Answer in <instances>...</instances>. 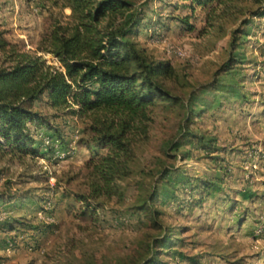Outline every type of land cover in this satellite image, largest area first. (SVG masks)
<instances>
[{"label": "rangeland", "instance_id": "1", "mask_svg": "<svg viewBox=\"0 0 264 264\" xmlns=\"http://www.w3.org/2000/svg\"><path fill=\"white\" fill-rule=\"evenodd\" d=\"M136 1H146V19L135 37L139 48L151 60L172 64L175 77L163 81L164 85L194 112L189 126L213 139L212 145L220 150L210 155L217 158L181 138L184 109L154 105L149 108L146 136L135 145L134 173L122 184L123 197L105 200L95 220L77 217L74 211L80 204L75 195L87 192L88 153L77 144L84 123L59 112L51 121L61 138L45 130L36 134L44 156L0 162V192L10 181L15 193L11 200L6 196L0 201V225L12 220L22 223L10 232L0 230V264H132L158 231L131 210L138 192L136 181L145 176L139 171L154 169L155 175L163 164L186 167L188 175L215 183L199 207L178 212L173 205L178 201L163 205L160 221L182 229L185 246L181 250L186 255L200 264H264V18L238 25L245 31L234 52L240 62L232 71L220 72L230 55V30L237 24L226 19L208 28L202 10L192 12L178 0ZM69 13L50 0H0V30L17 51L31 53L52 17L65 21ZM176 16L187 18L193 30ZM150 22L163 27L153 32ZM42 57L58 65L53 56L43 53ZM11 63L8 53L0 52V67ZM36 107L43 114L55 113L44 101ZM44 137L52 142L45 143ZM47 146L53 152L48 153ZM185 151L191 152L183 159ZM146 176L144 184L151 178ZM173 183L163 184V199L176 196L186 207L188 190ZM162 257L169 264H185Z\"/></svg>", "mask_w": 264, "mask_h": 264}, {"label": "trees", "instance_id": "2", "mask_svg": "<svg viewBox=\"0 0 264 264\" xmlns=\"http://www.w3.org/2000/svg\"><path fill=\"white\" fill-rule=\"evenodd\" d=\"M50 1L57 8L69 9L70 13L65 21L52 17L35 52L17 51L0 30V52H7L12 62L0 67V162L4 159L22 162L44 156L43 143L36 136L38 131L45 130L47 135L59 139L61 135L51 117H57L59 112L77 116L84 123V135L77 144L88 153L84 161L87 192L75 195L80 205L74 214L95 220L105 200L123 197L122 184L134 173L135 145L141 136H146L151 120L150 107L162 104L164 108L184 109L187 113L180 123L181 138L208 157L217 158L210 155L220 150L212 145L213 139H206L189 126L194 112L181 96L164 85L163 81L175 77L172 64L149 59L138 46L135 37L146 19V1ZM178 1L192 12L197 8L202 10L208 28L226 19L231 24L246 26L253 18H264V0ZM173 18L189 31L193 30L187 18ZM150 24L153 32L163 27L159 23ZM239 26L230 30V55L220 72L232 71L240 62L234 52L245 31ZM43 53L53 56L58 65L48 64ZM242 97L247 101L246 95ZM40 101L55 113L50 116L39 111L36 103ZM47 147L48 153L53 152ZM190 152L185 151L183 159ZM184 168L163 164L155 169V175H152L154 169L139 171L145 176L142 181H136L138 192L131 210L158 231L144 243L139 258L132 264H169L162 256L185 264H200L196 257L181 250L185 246L182 229L160 221V215L165 214L163 205L178 201L173 204L178 212L199 207L204 195L215 185L204 176L188 175ZM2 171L0 167V175ZM146 175L152 176L144 184ZM167 177L188 190L190 200L186 207L176 196L163 199V184H174ZM10 183L5 182L0 200L6 196L14 198ZM20 224L18 220L7 221L1 223L0 230L10 232ZM30 228L44 231L35 226Z\"/></svg>", "mask_w": 264, "mask_h": 264}, {"label": "built area", "instance_id": "3", "mask_svg": "<svg viewBox=\"0 0 264 264\" xmlns=\"http://www.w3.org/2000/svg\"><path fill=\"white\" fill-rule=\"evenodd\" d=\"M44 142H45V143H50V142H52V140H50V139L47 138V137H44ZM39 216H42L41 213H39ZM46 219H47V220H51V218H49V217H46Z\"/></svg>", "mask_w": 264, "mask_h": 264}, {"label": "crops", "instance_id": "4", "mask_svg": "<svg viewBox=\"0 0 264 264\" xmlns=\"http://www.w3.org/2000/svg\"><path fill=\"white\" fill-rule=\"evenodd\" d=\"M1 201V200H0Z\"/></svg>", "mask_w": 264, "mask_h": 264}]
</instances>
